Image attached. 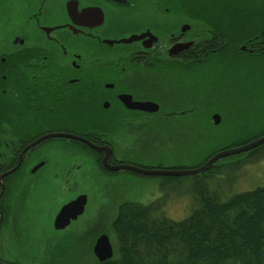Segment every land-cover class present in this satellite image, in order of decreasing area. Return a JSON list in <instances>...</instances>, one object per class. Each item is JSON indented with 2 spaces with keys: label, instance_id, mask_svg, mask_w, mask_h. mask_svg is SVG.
Instances as JSON below:
<instances>
[{
  "label": "flooded vegetation",
  "instance_id": "af4514ba",
  "mask_svg": "<svg viewBox=\"0 0 264 264\" xmlns=\"http://www.w3.org/2000/svg\"><path fill=\"white\" fill-rule=\"evenodd\" d=\"M210 21L192 0H0V264H71L85 250L93 264L121 173L191 170L140 161L188 159L195 116L239 108L225 68L264 58V25L243 51ZM203 80L226 95L196 91ZM83 195L82 214L56 230Z\"/></svg>",
  "mask_w": 264,
  "mask_h": 264
},
{
  "label": "trees",
  "instance_id": "16d2710c",
  "mask_svg": "<svg viewBox=\"0 0 264 264\" xmlns=\"http://www.w3.org/2000/svg\"><path fill=\"white\" fill-rule=\"evenodd\" d=\"M192 1L195 12L210 13L211 26L226 28V34L217 35L226 44L249 48L264 25V0ZM221 13H230L233 18L223 20ZM242 57L249 60L244 53ZM263 135L264 129L226 149ZM261 160L264 146L238 156L229 166L237 168ZM218 167L201 178L194 176V203L181 222L167 219L155 205L124 202L116 207L114 217L103 225L107 229L99 232L111 238L113 257L103 263L92 258L93 264H264V186L222 201L205 185L222 170Z\"/></svg>",
  "mask_w": 264,
  "mask_h": 264
},
{
  "label": "rangeland",
  "instance_id": "374dc122",
  "mask_svg": "<svg viewBox=\"0 0 264 264\" xmlns=\"http://www.w3.org/2000/svg\"><path fill=\"white\" fill-rule=\"evenodd\" d=\"M249 61L241 57L239 61H234L225 68L228 75L239 77L237 83H224L231 86V91L239 95V108L234 113L221 115L220 123L217 126L212 122L209 124L210 114L201 112L195 116L192 150L188 159L182 161L180 156L175 159L157 157L142 160L140 164L148 167H169L177 163L179 165L187 164L191 170L197 169L214 153L234 146L253 133L263 130L264 58L255 61L249 59ZM205 78V73L195 74V79ZM213 86L216 93L220 92L217 90H222L220 85L214 84L212 81H195L196 91L205 87L206 90L211 88L209 90L211 92ZM225 95V90L219 93L221 97ZM224 103L222 102V104ZM232 103L233 100L230 101V104ZM234 159L236 158L221 161L217 166L222 170L218 171L212 179L206 180L205 183L207 190L213 195L219 196L222 201L232 195L249 192L264 186V160L243 164L236 168L229 166L230 161ZM120 177L121 179L114 184L113 191L118 205L124 202L138 203L143 206L155 205L160 207L167 219L174 222H181L189 216L194 203V176L177 178L172 181H165L164 178L158 177L145 178L130 173H121ZM199 177L202 176L199 175ZM81 227V224L77 225V228ZM101 229L106 230L107 228L100 226L95 232L99 234ZM105 235L108 237L107 234ZM87 255L88 252L85 250L82 254L78 253L77 257L68 255L66 261L71 264H92Z\"/></svg>",
  "mask_w": 264,
  "mask_h": 264
},
{
  "label": "water",
  "instance_id": "95a60500",
  "mask_svg": "<svg viewBox=\"0 0 264 264\" xmlns=\"http://www.w3.org/2000/svg\"><path fill=\"white\" fill-rule=\"evenodd\" d=\"M241 49L243 51L245 50L244 47H242ZM212 122L214 125H218L220 123V116H216V115L213 116ZM261 146H264V135L246 145L220 151L219 153L209 158L201 167L197 169H193V170H188L185 172H176V173L153 172V173H150V172H143L140 170H136L134 168H130L129 170L142 174V175H152V176L154 175L173 176V177L199 176L215 168L219 164V162L223 159L246 154ZM85 205H86V197L84 195L79 196L73 202L65 205L61 209L60 213L58 214L55 220L54 228L56 230H63L67 228L70 225L71 221H75L77 217L82 214V212L84 211ZM113 254H114V251H113V247L110 243L109 238L105 234L99 236V238L96 240L93 246V255L96 258V260L99 263H103L107 260H110L113 257Z\"/></svg>",
  "mask_w": 264,
  "mask_h": 264
},
{
  "label": "bare ground",
  "instance_id": "6f19581e",
  "mask_svg": "<svg viewBox=\"0 0 264 264\" xmlns=\"http://www.w3.org/2000/svg\"><path fill=\"white\" fill-rule=\"evenodd\" d=\"M201 167V166H200ZM196 169V168H195ZM188 177H191V176H188Z\"/></svg>",
  "mask_w": 264,
  "mask_h": 264
}]
</instances>
